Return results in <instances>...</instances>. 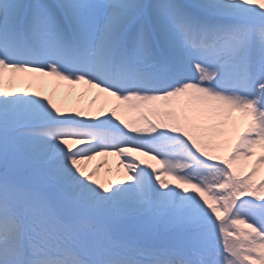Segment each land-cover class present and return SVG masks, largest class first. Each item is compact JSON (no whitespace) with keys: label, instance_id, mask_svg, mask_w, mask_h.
<instances>
[{"label":"snow or ice","instance_id":"6c2138e0","mask_svg":"<svg viewBox=\"0 0 264 264\" xmlns=\"http://www.w3.org/2000/svg\"><path fill=\"white\" fill-rule=\"evenodd\" d=\"M0 264H264V0H0Z\"/></svg>","mask_w":264,"mask_h":264},{"label":"bare ground","instance_id":"6f19581e","mask_svg":"<svg viewBox=\"0 0 264 264\" xmlns=\"http://www.w3.org/2000/svg\"><path fill=\"white\" fill-rule=\"evenodd\" d=\"M51 80V78H48ZM77 91H71L68 92L67 89L63 86L59 88L54 93V99L58 102L61 103L63 101L62 106L67 107V108H75V107H87L90 104H92V96L91 94H84L83 96L79 95L78 93L81 90H78V86L76 88ZM42 91H44L45 94H53V84L49 83L47 84ZM70 103V106L68 105ZM94 108H98L103 106L104 110L107 111V106L103 105L102 100H97L94 105H92ZM108 163L104 165L105 167L101 168V176L103 177L105 175V169L108 167H111L113 169L116 168L117 165V158L116 157H107L106 158ZM147 159V158H144ZM96 163L95 161H93ZM154 164H156V161H154ZM91 167V165H89Z\"/></svg>","mask_w":264,"mask_h":264},{"label":"rangeland","instance_id":"374dc122","mask_svg":"<svg viewBox=\"0 0 264 264\" xmlns=\"http://www.w3.org/2000/svg\"><path fill=\"white\" fill-rule=\"evenodd\" d=\"M60 88H61V87H60ZM68 105L70 106V103H69ZM236 115H238V114H236ZM149 162H150V163H154L153 161H149ZM92 164H95V163H94V162H91L90 165L92 166ZM102 167H105V166L103 165ZM102 167H101V168H102ZM121 167H122V166H121Z\"/></svg>","mask_w":264,"mask_h":264}]
</instances>
